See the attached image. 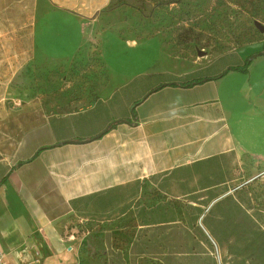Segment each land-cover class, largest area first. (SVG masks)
Segmentation results:
<instances>
[{"label": "crops", "instance_id": "1", "mask_svg": "<svg viewBox=\"0 0 264 264\" xmlns=\"http://www.w3.org/2000/svg\"><path fill=\"white\" fill-rule=\"evenodd\" d=\"M149 19L116 0H0L9 264H264V56L176 57ZM108 34L129 51L118 68ZM92 40L109 74L96 100L28 125V77Z\"/></svg>", "mask_w": 264, "mask_h": 264}, {"label": "rangeland", "instance_id": "2", "mask_svg": "<svg viewBox=\"0 0 264 264\" xmlns=\"http://www.w3.org/2000/svg\"><path fill=\"white\" fill-rule=\"evenodd\" d=\"M150 17L149 31L160 36L166 50L176 57L218 55L237 48L251 49L249 59L264 51V0H116ZM106 60L113 58L116 68L129 61V51L108 34ZM149 60L157 56V41L149 42ZM108 62V61H107ZM29 73V71H28ZM260 76L252 75V83ZM109 74L100 59L95 40L87 43L75 58L56 66H43L28 77L26 109L30 116L76 111L96 100ZM40 107V108H39ZM253 166L254 162L251 163ZM260 169V168H257ZM258 186L257 179L253 183Z\"/></svg>", "mask_w": 264, "mask_h": 264}, {"label": "built area", "instance_id": "3", "mask_svg": "<svg viewBox=\"0 0 264 264\" xmlns=\"http://www.w3.org/2000/svg\"><path fill=\"white\" fill-rule=\"evenodd\" d=\"M0 264H9L6 259L5 256L2 252H0Z\"/></svg>", "mask_w": 264, "mask_h": 264}, {"label": "water", "instance_id": "4", "mask_svg": "<svg viewBox=\"0 0 264 264\" xmlns=\"http://www.w3.org/2000/svg\"><path fill=\"white\" fill-rule=\"evenodd\" d=\"M258 29L261 31V32H264V28L258 26ZM258 56H264V52H259L257 54L254 55V57H258Z\"/></svg>", "mask_w": 264, "mask_h": 264}, {"label": "trees", "instance_id": "5", "mask_svg": "<svg viewBox=\"0 0 264 264\" xmlns=\"http://www.w3.org/2000/svg\"><path fill=\"white\" fill-rule=\"evenodd\" d=\"M249 62H250V59H248V60L246 61V64H249ZM230 70H231V69H230ZM201 82H203V80L196 82V84L201 83ZM193 84H195V83L188 84L187 86H190V85H193ZM113 126H114V125H111L109 128H112Z\"/></svg>", "mask_w": 264, "mask_h": 264}]
</instances>
